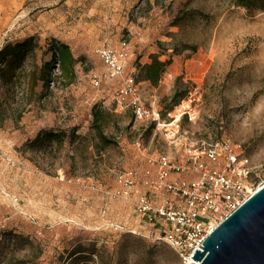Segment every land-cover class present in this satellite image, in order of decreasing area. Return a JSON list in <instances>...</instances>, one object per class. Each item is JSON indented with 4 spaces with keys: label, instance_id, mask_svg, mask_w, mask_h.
Segmentation results:
<instances>
[{
    "label": "rangeland",
    "instance_id": "1",
    "mask_svg": "<svg viewBox=\"0 0 264 264\" xmlns=\"http://www.w3.org/2000/svg\"><path fill=\"white\" fill-rule=\"evenodd\" d=\"M26 36L35 52L14 84L0 80V264H183L148 236L132 204L152 195L142 180L157 168L147 158L181 161L180 150L114 103L97 49L127 41L131 67L151 53L169 58L156 85L140 81L144 102L164 113L174 91L181 99L194 91L197 116L182 128L235 144L254 167L252 181L264 174V10L233 0H0V47ZM51 38L76 59L68 86L32 79L34 66L50 60ZM94 103L114 144L102 147L90 128ZM43 130L66 136L30 146ZM131 168L139 176L128 196L112 195Z\"/></svg>",
    "mask_w": 264,
    "mask_h": 264
},
{
    "label": "built area",
    "instance_id": "2",
    "mask_svg": "<svg viewBox=\"0 0 264 264\" xmlns=\"http://www.w3.org/2000/svg\"><path fill=\"white\" fill-rule=\"evenodd\" d=\"M97 54L103 76L111 82L114 103L130 110L135 120L149 125L165 142L180 150L181 161L163 153L147 158L148 165L157 168L155 178L145 175L142 180L152 195L142 192L132 199V204L136 216L151 227L148 236L164 242L187 264L193 249L200 248L198 244L215 224L264 184V174L260 178L257 174L251 181L254 167L236 152L235 144L194 137L182 128V121L193 123L197 116L194 91L164 113L157 104L145 103L140 82L134 79L135 69L129 65L131 49L127 41L122 39L115 45L105 41ZM192 172V178L177 177ZM138 176L137 168L127 170L121 178L122 191L112 195L126 198Z\"/></svg>",
    "mask_w": 264,
    "mask_h": 264
},
{
    "label": "trees",
    "instance_id": "3",
    "mask_svg": "<svg viewBox=\"0 0 264 264\" xmlns=\"http://www.w3.org/2000/svg\"><path fill=\"white\" fill-rule=\"evenodd\" d=\"M234 4L245 8L248 11L264 10V0H233ZM179 16L176 17V20ZM37 48V42L34 36H26L14 42H7L0 47V80L3 83L14 84L18 78V73L22 70L25 58L32 55ZM45 53L50 54V60H42L39 66H34L32 79L39 81L46 87L50 81L59 82L62 86H68L75 79L74 64L76 59L73 57L68 45L55 38L48 40ZM158 53L149 54V61L138 63L134 66V79L137 82L146 81L156 85L160 76L165 71L170 59H158ZM55 66V74L51 75V69ZM182 95L174 91L171 98L174 99L172 104L175 105ZM91 123L90 128L93 130L95 137L102 147L114 144L113 139L108 138L102 131V124L106 112L98 104H92L90 108ZM66 134L64 132L40 131L36 136L28 141L30 146L48 144L51 141L61 140Z\"/></svg>",
    "mask_w": 264,
    "mask_h": 264
},
{
    "label": "water",
    "instance_id": "4",
    "mask_svg": "<svg viewBox=\"0 0 264 264\" xmlns=\"http://www.w3.org/2000/svg\"><path fill=\"white\" fill-rule=\"evenodd\" d=\"M194 248L187 264H264V184Z\"/></svg>",
    "mask_w": 264,
    "mask_h": 264
},
{
    "label": "crops",
    "instance_id": "5",
    "mask_svg": "<svg viewBox=\"0 0 264 264\" xmlns=\"http://www.w3.org/2000/svg\"><path fill=\"white\" fill-rule=\"evenodd\" d=\"M117 44V43H116ZM115 45V44H114Z\"/></svg>",
    "mask_w": 264,
    "mask_h": 264
}]
</instances>
